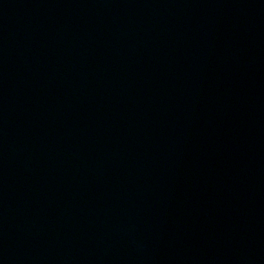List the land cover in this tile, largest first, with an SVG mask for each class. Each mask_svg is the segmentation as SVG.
I'll use <instances>...</instances> for the list:
<instances>
[{"label":"water","instance_id":"obj_1","mask_svg":"<svg viewBox=\"0 0 264 264\" xmlns=\"http://www.w3.org/2000/svg\"><path fill=\"white\" fill-rule=\"evenodd\" d=\"M0 264H264V0L113 132L0 202Z\"/></svg>","mask_w":264,"mask_h":264}]
</instances>
